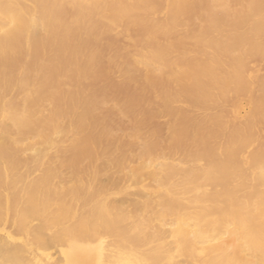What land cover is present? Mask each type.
<instances>
[{
    "label": "bare ground",
    "instance_id": "bare-ground-1",
    "mask_svg": "<svg viewBox=\"0 0 264 264\" xmlns=\"http://www.w3.org/2000/svg\"><path fill=\"white\" fill-rule=\"evenodd\" d=\"M107 35L125 36L134 53L99 70ZM253 57L264 60V0H0V227L11 228L0 264H41L53 244L63 264H264V74L241 72ZM131 68L161 100L150 104L169 132L158 145L132 125L142 162L121 172L104 144L123 133L104 109L137 123L142 98L98 84L115 71L132 78ZM7 129L16 136L3 138ZM29 139L46 148L23 159L17 147ZM61 148L76 180L57 192L48 158ZM120 184L145 194L124 208ZM147 193L159 195L151 225Z\"/></svg>",
    "mask_w": 264,
    "mask_h": 264
},
{
    "label": "rangeland",
    "instance_id": "rangeland-1",
    "mask_svg": "<svg viewBox=\"0 0 264 264\" xmlns=\"http://www.w3.org/2000/svg\"><path fill=\"white\" fill-rule=\"evenodd\" d=\"M103 39L106 40V41L102 40L103 46L101 44L100 49L101 48L103 49V50L102 49L101 50H102L103 55H105V56H103L102 53H100V55H101V61H100V63L102 65L100 64L101 67L99 66L100 67L99 70H103V68H104L105 64L108 62V60H111V59L115 58L116 56H117V58L123 60V59H126L128 56H130L131 54L134 53V49H132V47L129 45L128 39L125 36L123 37V35H119V36L107 35ZM101 50H100V52H101ZM123 56H125V57H123ZM260 58L259 57H256V58L253 57V58H251V60H250L251 63L250 62L248 63L249 59H247L246 60V63L247 64L244 63L246 66H244L242 68L243 71L241 70V72L242 73L245 72L246 75H245V73H243L242 76L245 75L244 77H247V78L249 76H252L253 77V78H251L252 80H255V78L256 77L258 78V76L261 77L262 74H264V69H263L264 68L263 67L264 60L261 59V60H263V62H261ZM252 59H254V60L256 59V60L255 61L254 60L252 61ZM257 60H260V62L257 61ZM244 70H246V71H244ZM139 71H141V70L138 69V68H134V69L131 68V76H132V78L131 77L130 78H126L121 72H118V71H115V73L112 72L111 73L112 75L111 74H109L108 76H105V75L103 76L102 75L100 77V79L101 78L102 79H101V81L99 80V84H98V86L101 88V90L104 89L105 92H103V93H107L106 92V91H108L106 89L107 87H108V89L110 88V90L108 91L109 96L110 97H115L116 99H118V97H119V99L120 98L123 99V98L126 97L129 101L134 102L137 97L138 98H142V102L139 104V106H138L139 109L137 110V112L139 111L138 112L139 115L136 118V120H139L140 122L139 121H136L137 123H133L134 122L133 119H132L133 121H130V120L128 121L127 120L128 121L127 122L125 120H122V118H120L119 116H117V118H115L116 117V113L113 110H111V109L109 110L108 108L107 109L106 108L104 109L105 112L108 111L107 112V115H105V117L107 119V122L108 121L110 122V123L108 122L109 125L110 126L111 125L113 126V128L112 127L111 128L113 130H116V127H117V129L120 128L118 130L119 133L122 132L124 134L123 135L121 133L122 136H123V138H122V136H120V137H118L116 139H112L115 142L118 141L117 142V145H116V143L114 141H111V139H109V141L108 140H105V144H104V145L107 144L105 146L106 155L108 156V157L106 156L107 159H110L109 157H110L111 154H113V155H111V158L113 156V159H115V158L123 159V161H122V168L120 170L121 172H129V171L133 170L136 167L138 168L140 166L141 162H142L143 149H142L140 143L137 140L131 139V137H129L130 139L128 138L129 135L127 133L129 132V129L133 127L132 125H134V127H135L138 123H140V125H139L140 127H137V126L135 127V128H139L137 130L140 132V135L143 136V134H144V136H146V134H148L147 137H143V138L150 139V140H152V139L154 140V138L156 139L158 137L157 140H154V142L158 143V145H160L159 144L160 140L162 142V139L165 138V140L167 141V138H168L167 136H168L169 130H168V128H166L167 127L166 125L164 126V124L167 123L168 118L166 116H161L160 114H158L159 112L157 113V115L155 114L156 113L155 111L159 107H156V109L154 110V108H152V105L150 104V102L152 103V101H154L153 100L154 98H156V101L155 102H157L158 101L157 99H159V98H157L155 96V94H151L150 93L151 92L150 90H147L146 91V89L144 87L143 88L141 87L142 86V83L140 82L141 79H139V77H141L142 74H140ZM136 78H137L138 82L136 81ZM111 79H113V80H111ZM133 79H134V82H133ZM139 82L141 83V85L139 84ZM105 84L106 85H109V86L106 87ZM102 85H103V87H102ZM126 88H128V89H126ZM125 89H126V91H125ZM127 90L129 91V94H127L128 93ZM113 92H114V95H113ZM122 92H124V93L122 94ZM139 92H140V94H139ZM108 94L107 95L105 94V95L108 96ZM115 94H118V95H115ZM119 95H122V96L120 97ZM123 95L124 96L126 95V96L124 97ZM150 95H151V97H150ZM160 101H158V103ZM235 101L237 102L236 97H235ZM235 101H233V102L231 101L232 104H235L236 103ZM149 104H150L151 108L149 107ZM154 105H157V104L155 103ZM160 109L161 108H159V110ZM159 110H157V111H159ZM103 112L101 113L102 115L106 114L105 112L104 113ZM120 119H121V121H120ZM113 121L115 122L114 124H113ZM111 122H112V124H111ZM121 122H123L124 124L121 123ZM127 123H128V126L127 127H129V128H127L126 126H124L125 124L127 125ZM115 124H116V127H115ZM124 131L126 133H124ZM1 134H2V137L5 138V139L6 138L7 139H11V138H13V137L16 136V132L13 129H7V130L3 131ZM126 134H127V136H126ZM154 134H155V136H154ZM11 136H13V137H11ZM54 137H55V139H56V141L58 143H62L61 140H60L61 139V135H60L59 132H56L55 135H54ZM119 138H121L120 141L117 140ZM165 140H163L164 143H161V148H162V146H164L162 149H164V148H166L168 146V144L166 146V144H165L166 141ZM106 141H107V143H106ZM185 145L188 146V144H183V145H180V146L182 147V146H185ZM45 148L46 147L43 144H41L38 140H36V139H29V140L25 141L22 145H20L19 147H17V150H18V153H19L20 157L23 158V159H25V158L31 157L35 152L44 150ZM64 157H65V155L63 153V149L61 148V149H55L54 151H52L50 153L49 158H48V165L50 166V168L52 169V171L55 170L57 172L56 173L55 171H53L55 174H58L59 175V177L56 175L57 176V180H58L59 185H60V187H57V190H56L57 192H58V189H61V190H59L61 192L62 189H65L68 186H71L73 183L75 184V180H76L75 175H74V172L72 171L73 169L72 168L70 169V167L67 168L66 166L61 165L62 164L61 162L63 161ZM115 176H118V173L114 172L113 170H109L105 174V176L103 177L104 178L103 180H104V182L106 181L105 183L111 184L114 181ZM144 179H145L146 182H149V179L147 178V175H144ZM122 183H125V185H129L130 184L129 182L128 183L127 182H121V184ZM121 184L119 185V187L121 189H122V187H124L126 189L125 186H122L121 187ZM143 184L146 185L147 183L146 184L143 183ZM143 184H141V186H139V185L134 186V184H131L132 187L134 186V188L127 186L126 193L128 192L129 188H132L130 190L132 192L134 191V193H136L135 191L138 190V187H139V189H140V187H144ZM135 187H137V189ZM138 191H137L138 193H136V196L137 197L135 195L132 196L133 193H131V192H130V194L127 193L129 196L126 193H125L126 195L124 193H119V195L116 194L114 196L115 197L114 200L116 199V202L117 203L115 202V204H122V206L124 208H132L131 207V205H133L132 203H135V201L139 200L138 199V197H139L138 195L140 193L141 194L142 193L145 194V192H142L140 190H138ZM111 193L114 194L115 191L114 190H111ZM123 194L126 197L122 196ZM134 196L136 198H134ZM142 196H144V195H142ZM121 197H123V198H121ZM118 198H121V199H118ZM145 198H146V204H147V207L144 210L145 220H146V224L151 225L153 222H155L154 215H155L156 210L158 209L159 195L158 194H155V193H147L145 195ZM117 199L119 201H117ZM168 222L170 223L171 222V219H169ZM36 223L37 222H34V224H36ZM1 227L3 228V226H1ZM1 227H0V235L1 236L2 235L4 236L11 229V228L9 229V226L6 227L5 229L3 228L4 230ZM2 231H4V234L2 233ZM49 233L52 234L53 231H50ZM17 235H16L17 236V241H19L21 243L22 240L19 239L20 238L19 234H17ZM22 235H23V237H22ZM25 235L26 234H21V238L23 239V241H25L27 239V237ZM24 237H26V238H24ZM106 237H103L104 241L107 243V240H108V243L107 244L109 245V248L112 249V250H115V243L113 245V242H114L113 239L114 238L111 239L112 237H109V236H106ZM57 245L58 244H55V246H54V244H53L52 246H49L50 248L48 247V249L44 248L45 251H43L42 249H39V250H42L43 253H42V251L40 253L39 250L38 251L34 250L36 255L40 256L42 254V256L39 258V260L41 259L43 261V263L41 261H39V263L41 262V264H45V263L50 264L54 260L58 262L59 261L58 259L62 256V252H59L60 249H61L59 247H61V246L59 245V247H58ZM27 251L28 250H26V252ZM37 253H40V255L37 254ZM24 256H25V254H24ZM51 258L53 259V261H52ZM47 259L49 261L46 262ZM37 260H38V257H37ZM55 261L53 262V264H57V262H55ZM59 264H63V263H59Z\"/></svg>",
    "mask_w": 264,
    "mask_h": 264
}]
</instances>
